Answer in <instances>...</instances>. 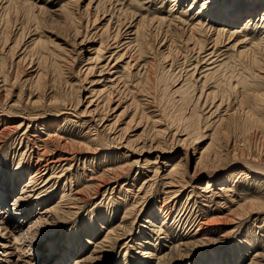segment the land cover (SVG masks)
<instances>
[{
	"label": "rangeland",
	"instance_id": "obj_1",
	"mask_svg": "<svg viewBox=\"0 0 264 264\" xmlns=\"http://www.w3.org/2000/svg\"><path fill=\"white\" fill-rule=\"evenodd\" d=\"M204 1L0 0V264H264V28Z\"/></svg>",
	"mask_w": 264,
	"mask_h": 264
},
{
	"label": "bare ground",
	"instance_id": "obj_2",
	"mask_svg": "<svg viewBox=\"0 0 264 264\" xmlns=\"http://www.w3.org/2000/svg\"><path fill=\"white\" fill-rule=\"evenodd\" d=\"M183 0H174V2H179L180 4H181V2H182ZM186 2H187V0H185ZM196 3H198L197 2V0H194V2L193 3H190V4H188L189 6H190V8H187V9H189V11H190V9L191 8H193V6L196 4ZM30 4V3H29ZM232 5V6H231ZM214 6H216V8H215V10L217 9V6L218 7H220V9H219V11L222 13V14H225V21L224 22H219V21H212V23H214V24H223V23H226V22H230V23H232V25H237L238 23H240L244 18H251L250 19V21H248V23H247V25H257L256 26V28L258 29L259 27L261 28H264V14H260V16H261V19L260 20H262V23L261 24H258V23H255V19H254V14H256V12L261 8V6H263V3H262V1L261 0H248V1H244V0H222V2H221V0H205L204 2H202L201 3V5H200V9L201 10H199L198 11V13L199 12H203L204 14H206V15H211L212 14V10L214 9V8H212V7H214ZM222 6V7H221ZM264 7V6H263ZM34 8V7H33ZM36 8V7H35ZM180 8V7H179ZM178 8V9H179ZM187 9H184V10H187ZM181 11L180 12V15H186V13H187V11ZM244 12V13H243ZM259 12V11H258ZM228 13V14H227ZM191 14H193V13H191ZM248 15L247 17H245V15ZM219 16H221V14L219 15ZM259 16V17H260ZM254 19V20H253ZM93 23H94V25H96V23L98 22V20H99V17H95V18H93ZM184 20V19H183ZM259 20V21H260ZM68 23V22H67ZM89 23H90V21H88V23H87V25L89 26ZM145 23H146V21H142V26H141V28L143 29V28H145L146 27V25H145ZM154 23H156L157 24V27H163V28H165V29H167V31L169 32L170 30H171V28L172 27H174V24L176 23L175 22V20L174 19H167V18H163V19H158L156 22L155 21H151V24H154ZM187 24L186 26H190V24H192L193 25V27H192V29H191V35L193 34V33H195V32H198V31H200L201 30V33H203L204 32V25L202 24V20L201 19H196L195 18V16L194 17H192V18H188V19H185L183 22H182V25H185V24ZM260 25V26H259ZM87 26V27H88ZM79 32V31H78ZM77 32V34H79ZM120 31H118V33L116 34V38L114 39V41H115V43L116 44H119L120 45V43L121 42H119V41H117L118 39L117 38H119V36H120V33H119ZM103 34V33H102ZM101 34V35H102ZM132 36H134V35H137L136 36V38H137V40H138V43H137V47H138V52L141 54L142 53V51L141 50H144L145 48H144V46L145 45H143L144 44V38H145V33H142V30L141 29H138L136 32H135V34H131ZM220 35V34H219ZM219 35H218V39H217V42H216V44H215V46H217L218 44H220V43H222L223 42V39H222V36H220L219 37ZM87 37V36H86ZM144 37V38H143ZM223 38H224V36H223ZM210 39V38H209ZM132 43H134V40H129V42H127L124 46L125 47H129V48H131L130 46L132 45ZM41 44V43H40ZM108 46V48H111L112 46H109V45H107ZM203 47H204V45H203ZM202 47V48H203ZM201 51V50H200ZM214 51L215 50H213L212 51V53H211V56H215L216 54L214 53ZM101 52H103V44L101 45V48H99L94 54L96 55V57H94V58H92V61H96L97 63H101L100 62V60H101V58H102V54H101ZM204 53H206V52H204ZM124 54H127V52H125ZM123 56V55H122ZM122 56H119L120 58L122 57ZM244 56H247V58H248V60H251V59H249L250 57H253V59L251 60V61H254V64L255 65H257V66H259L260 67V69L261 70H264V68L263 67H261V66H264V47H263V45L261 44V45H257L256 46V48L254 49V50H252L251 52H248L247 54H245ZM258 57H260V59L258 58ZM104 68V70L106 69V67L104 66L103 67ZM260 75L259 74H253V77H255V78H260L259 77ZM115 81H116V79H115ZM256 100L257 101H259V102H261V101H263L264 100V96L262 95V96H260V97H258V98H256ZM259 105V104H258ZM44 168V167H43ZM261 169V168H260ZM48 171V168L46 167V168H44V170L41 168V166H36L35 168H34V171L33 172H35V175L33 176V174L31 175V179H32V181L33 182H35L36 184L37 183H39V181H43V183H44V181H45V185L42 187V188H45L48 184H47V181L49 180V178H46L47 177V172ZM264 171V170H263ZM14 181V180H13ZM14 183V182H13ZM32 183V182H31ZM34 183V184H35ZM174 183V182H173ZM173 183H172V186H174L173 185ZM207 185L208 186H211V187H213L212 185H211V183L208 181L207 182ZM42 186V185H41ZM169 187V186H168ZM171 187V186H170ZM5 191V193L4 194H0V206H1V208L2 207H4V205H5V202H6V192H7V189H5L4 190ZM1 193V192H0ZM3 193V192H2ZM39 195H40V193H39ZM171 198V197H170ZM77 200V199H76ZM82 202V201H81ZM76 203V202H75ZM72 205H74L73 203H72ZM60 208H62V206H59ZM5 209H6V207H4ZM74 208H77V207H74ZM74 208H70V209H74ZM3 209V208H2ZM4 209V210H5ZM1 210V209H0ZM31 214L32 213H29V212H25V214H24V216H26V218H28V217H30L31 216ZM20 220H22V218H20ZM199 221V220H198ZM202 223V222H201ZM199 224V223H198ZM203 225H210L211 223L210 222H208V221H206V222H204V223H202ZM201 225V224H200ZM195 226V225H194ZM198 226V225H197ZM209 227V226H208ZM207 227V228H208ZM202 228V226H200L199 227V229H201ZM168 230V229H167ZM163 231H162V229H161V233H162ZM166 232V234H167V231H165ZM165 232H163V234L165 233ZM159 233V232H158ZM199 233L198 232H196V233H194V236H197ZM168 235V234H167ZM183 238H185V237H183ZM198 241V240H197ZM185 246H187L188 248H189V246L190 245H188V244H185ZM186 247V248H187ZM186 250V249H185ZM66 254H69V252H67ZM64 258V257H63ZM67 257L65 256V258H64V260L66 259ZM171 264V263H170Z\"/></svg>",
	"mask_w": 264,
	"mask_h": 264
}]
</instances>
